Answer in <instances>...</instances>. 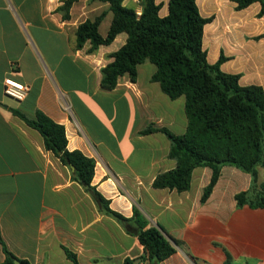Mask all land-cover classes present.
<instances>
[{
	"label": "crops",
	"instance_id": "crops-1",
	"mask_svg": "<svg viewBox=\"0 0 264 264\" xmlns=\"http://www.w3.org/2000/svg\"><path fill=\"white\" fill-rule=\"evenodd\" d=\"M65 1L0 0V234L9 251L30 264H73L65 249L79 264H125L127 258L149 264L141 260L146 254L138 238L101 210L73 179L71 167L46 150L41 134L15 116L14 109L28 118L41 111L64 125L68 149L96 161L92 185L110 208L131 218L136 207L151 225L179 242L177 252L162 264H225L227 254L234 264H264V209L238 208L236 201L237 194L251 190V175L224 166L206 203L201 199L212 179L209 167L194 170L187 192L155 189V179L177 162L169 157L171 142L165 134L142 132L165 127L184 135L186 99L173 100L162 91L152 80L157 67L150 62L139 66L136 82L124 75L114 90L103 89L102 69L128 36L119 34L93 54L90 41L78 50L79 25L108 12L99 28L106 37L113 14L107 3L78 0L64 19L58 9ZM169 1L156 0L163 4L161 16L168 15ZM219 1L197 0L201 15L214 17L204 31V48L213 49L209 62L216 63L223 53L228 59L223 72L241 75L243 87L264 89L261 5L236 11L225 0L242 27L214 37L210 45L207 31L222 14ZM124 4L141 14L140 0ZM7 78L30 86L24 101L5 95ZM258 171L264 185V167ZM5 259L0 242V264Z\"/></svg>",
	"mask_w": 264,
	"mask_h": 264
},
{
	"label": "trees",
	"instance_id": "trees-1",
	"mask_svg": "<svg viewBox=\"0 0 264 264\" xmlns=\"http://www.w3.org/2000/svg\"><path fill=\"white\" fill-rule=\"evenodd\" d=\"M78 0H67L59 7L64 19L70 18V10ZM109 4L113 20L106 37L99 28L108 15L103 12L95 20H86L77 29V49L90 41L89 53L100 46L112 44L117 36L126 33V44L111 56L114 59L102 69L101 86L114 90L119 79L129 75L132 82L138 78L141 64L150 62L157 67L152 77L171 99H186L187 131L175 135L168 128L149 127L143 135L155 132L165 134L171 142L169 157L177 162L176 168L160 174L154 181L155 189L187 192L191 188L192 174L199 167L213 171L210 184L205 188L202 203H206L217 185L224 166H233L252 177L250 191L236 195L238 208L249 206L264 209V185L259 184V168L264 167V89L252 85H240L241 75L228 74L221 66L228 59L223 53L211 64L204 48L205 26L214 17L201 15L197 0H170L169 13L161 16L163 4L156 0H140L142 12L126 6L125 0H92ZM236 11H243L255 3L261 5L259 17H264V0H230ZM260 38V37H258ZM257 38V39H258ZM13 114L29 127L38 131L44 139L47 151L60 159L63 165H73V179L90 192L107 215L115 218L128 232L138 238L144 247L149 264H162L177 252L179 242L165 234L160 226L151 225L146 216L134 208L131 218L113 211L110 202L93 184L96 161L81 151L68 149L64 125L56 123L38 111L35 118H28L18 110ZM261 187V192L257 189ZM6 259L2 264H30L19 260L3 242ZM73 264H79L77 256L65 249ZM137 259L127 258L125 264ZM225 264H234L227 254Z\"/></svg>",
	"mask_w": 264,
	"mask_h": 264
},
{
	"label": "rangeland",
	"instance_id": "rangeland-1",
	"mask_svg": "<svg viewBox=\"0 0 264 264\" xmlns=\"http://www.w3.org/2000/svg\"><path fill=\"white\" fill-rule=\"evenodd\" d=\"M222 14L219 15L218 19L215 17L216 25L210 27L207 31V41L211 43L214 42V37L220 35H226L228 31L239 30L238 27H242V21L239 20V16L234 13V10L226 7L228 5L225 0H220L217 2ZM207 4V2H206ZM220 12V13H221ZM219 13V12H218ZM235 16V18H234ZM224 49V48H223ZM208 52L210 57H213V49L208 47Z\"/></svg>",
	"mask_w": 264,
	"mask_h": 264
},
{
	"label": "built area",
	"instance_id": "built-area-1",
	"mask_svg": "<svg viewBox=\"0 0 264 264\" xmlns=\"http://www.w3.org/2000/svg\"><path fill=\"white\" fill-rule=\"evenodd\" d=\"M4 86L5 95L18 102L24 101L31 90L29 85L17 82L11 78L5 80Z\"/></svg>",
	"mask_w": 264,
	"mask_h": 264
},
{
	"label": "water",
	"instance_id": "water-1",
	"mask_svg": "<svg viewBox=\"0 0 264 264\" xmlns=\"http://www.w3.org/2000/svg\"><path fill=\"white\" fill-rule=\"evenodd\" d=\"M71 169L75 171V167L73 165H70ZM15 264H21L18 260L15 261Z\"/></svg>",
	"mask_w": 264,
	"mask_h": 264
}]
</instances>
